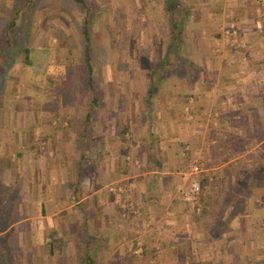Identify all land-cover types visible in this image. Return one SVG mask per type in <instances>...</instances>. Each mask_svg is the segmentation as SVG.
I'll list each match as a JSON object with an SVG mask.
<instances>
[{"label":"crops","instance_id":"crops-1","mask_svg":"<svg viewBox=\"0 0 264 264\" xmlns=\"http://www.w3.org/2000/svg\"><path fill=\"white\" fill-rule=\"evenodd\" d=\"M170 1L177 12L168 13ZM229 1L209 3L213 8L201 18L204 0H149L148 17L160 7L165 15L156 21L177 23L178 42L167 41L165 50L176 54L174 61L157 60L161 73L141 63V92L127 100L101 93L91 108L50 109V156L48 148L40 155L46 139L31 137L35 121L24 123L26 137L9 143L12 153L0 142V264H264L251 217L264 207V188L250 189L242 210L234 205L249 187L242 177L250 180L264 164V72L243 74L249 96L243 88L236 93L234 69L215 60L216 35L209 30L225 14L241 19L244 46L226 53L235 47L254 53L253 65L263 71L264 0ZM185 21L192 22V36L210 40L206 52L199 42L192 51L185 47ZM135 101L142 102L138 111ZM189 154L200 167L199 206L181 198L193 178L184 174ZM47 168L50 201L40 193ZM11 185L21 191L9 202ZM248 245L261 248L252 254Z\"/></svg>","mask_w":264,"mask_h":264},{"label":"rangeland","instance_id":"rangeland-1","mask_svg":"<svg viewBox=\"0 0 264 264\" xmlns=\"http://www.w3.org/2000/svg\"><path fill=\"white\" fill-rule=\"evenodd\" d=\"M191 1L183 0V3L190 4ZM204 1L201 18H206L203 15L205 16L213 8L210 4L214 0ZM85 2L84 8L73 4L70 0H37L24 6L22 0H0V39H5V43L0 40V142L4 141L9 144L17 141L21 137L20 135L26 137L27 132L23 130L24 123L27 125L29 122L35 121L37 131L32 133L31 137L39 143L46 139L45 148L40 152V155L41 157L50 156V109L57 112L62 108L65 110L80 109L86 106L91 108V90L90 87H87L82 69L83 43H79L80 39H78L80 37L79 28L84 17H90V22L86 25L88 29L86 37H89L88 42L92 53L90 61L94 77V94H121L127 100L128 94L139 93L141 85L138 83L144 81L146 70L142 69L141 63L149 64L148 66L152 63L151 68L147 69L148 72H155V69L159 68L157 72L161 73V67L156 62L157 60L167 57L174 61L176 54H168L165 51L166 43L169 41L167 35L170 27L169 22L154 19L158 13L161 14V17L165 15L160 7H158V13L155 12L151 19L148 17L149 0H85ZM233 2V0L229 1L230 4ZM253 3L248 2L254 10L255 4ZM156 6L159 5L156 4ZM185 6L189 8V5ZM229 6L233 9L232 12L237 8ZM178 8L172 7L171 11L174 12L177 9L175 11L177 12ZM180 10L184 13L183 7ZM236 11L238 12V10ZM188 14L192 15L190 10ZM223 16L224 18L221 20H211L214 23V28L209 30H214L211 34L216 35L212 41L216 52L213 55L221 66H226V70L234 69L231 71V80L237 88L236 93L238 89L242 90L241 88H243L242 92H245V96L248 97L249 95L246 94L249 89H245L248 88L247 81L242 75L252 73L253 76L255 72L263 73L264 70L255 69L253 52V54L248 55L247 53L245 56L237 52L235 47L226 53V49L236 46L237 43L239 48L244 46L239 43V39L243 40L241 25L244 23L241 22V19L237 18L234 21L230 20L233 18H228V20L225 17L226 14ZM159 19L161 18L159 17ZM172 19L174 20V17ZM7 21H14V29L10 32L6 29ZM209 22L205 20L204 24H209ZM191 23L187 21L183 23L185 36H183L182 42H185V47L191 51L194 44L199 42L202 50L206 52L205 45L210 43V40L205 37L195 38L192 36ZM229 26L235 29V35L226 39L223 32ZM22 45L32 49L30 52L31 64L24 68L20 65ZM147 55L151 59H148ZM177 55L179 56L180 52ZM188 55L192 56L191 53ZM188 55L186 57L190 59ZM194 56L191 57L194 60L207 59V53L198 55L197 58ZM245 90H248L247 93ZM121 101L123 102L119 104L120 106L129 104L124 100ZM141 103L135 101V111H138L137 106ZM31 112H34V120L30 118L32 117ZM7 146L8 148L5 147L2 150L12 153L13 146L11 144ZM47 148L49 154H44L47 152ZM184 148L188 150V147ZM191 154L193 156V153ZM191 154H189V158L195 162L196 160ZM247 176L242 177L241 183L249 185L250 180L247 181ZM44 177L46 180L43 183L40 182V184H44L40 193L44 194L45 200L50 201V168H47ZM4 184H7L6 180ZM18 187L17 185L12 186L14 191L8 194L9 202L17 200L18 197L15 194ZM20 191L21 189L18 190L19 194ZM22 191L25 195L30 193L28 188ZM237 199L238 202L234 203L237 205L236 210L239 208L242 210V206L245 204L249 206L250 198L246 192L240 198L236 197ZM10 205L12 206V204ZM251 217L256 225L257 231L255 232L262 240L261 245L264 246V207L259 214ZM248 248H252L250 253L254 254V250L261 247L256 248L248 245ZM240 263L236 261L230 264Z\"/></svg>","mask_w":264,"mask_h":264},{"label":"trees","instance_id":"trees-1","mask_svg":"<svg viewBox=\"0 0 264 264\" xmlns=\"http://www.w3.org/2000/svg\"><path fill=\"white\" fill-rule=\"evenodd\" d=\"M35 1H37V0H22L23 6L27 5V4H31V3L35 2ZM70 1H72L73 4H76L78 6H81V7L85 8V5H86L85 4L86 3L85 0H70ZM174 4L175 3H172V1H170L169 4H167L168 13L171 12L172 7H175ZM170 16H172V14ZM168 21H169V25H170L169 36H168L169 37L168 38L169 39L168 44L171 47V45L174 46L178 42V38L175 35V28L177 26V23H175V21L173 19H169ZM89 22H90V17L89 16L88 17H84L82 19V25L79 28V36L80 37L78 39H80L79 43H81V42L83 43L82 44V47H83L82 48V69H83V72H84V77H85V81H86L87 87H90V90H91L90 98H91V102L93 104L94 101H96L97 93L94 94L95 92L93 91V79H94V77H93L92 72H91L92 64H91V61H90V59H91L90 55L92 53L90 51L91 48L89 47L90 45H89V42H88V38L89 37H86L87 33H88V29H87L86 25ZM6 29L8 30V32L13 30L14 29V21H12V22L11 21H7ZM0 40L3 43H5V39L4 38H2ZM20 50H21V53H22V55H21L22 59H21V64L20 65L24 68V66H27V65L31 64L30 52H31L32 49L29 46L22 45ZM71 61H73V60H71ZM3 63L5 64V61H3ZM248 186H249L248 188H245L246 190L243 189V192H246L247 196H249V198L252 195L251 192H250V189H254L256 187L264 188V164H261V168L258 170V174L255 177H252L250 179ZM200 200H201V196L199 197V201ZM236 202H234V203L236 204Z\"/></svg>","mask_w":264,"mask_h":264},{"label":"built area","instance_id":"built-area-1","mask_svg":"<svg viewBox=\"0 0 264 264\" xmlns=\"http://www.w3.org/2000/svg\"><path fill=\"white\" fill-rule=\"evenodd\" d=\"M223 36L226 39H230V37H234L235 35V29L232 28V26H229L226 28L223 32ZM187 153V148H184L183 152L181 153L182 155H185ZM200 173V167L199 165L194 162V161H188L186 164V169L184 174L185 175H191L193 176L190 186L187 192H182L181 198L183 201L190 202L193 204H196L199 206V197L201 196V185L200 181L198 180V174Z\"/></svg>","mask_w":264,"mask_h":264}]
</instances>
